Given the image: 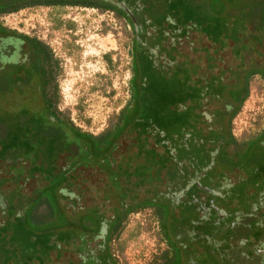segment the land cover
I'll list each match as a JSON object with an SVG mask.
<instances>
[{
	"label": "rangeland",
	"instance_id": "rangeland-1",
	"mask_svg": "<svg viewBox=\"0 0 264 264\" xmlns=\"http://www.w3.org/2000/svg\"><path fill=\"white\" fill-rule=\"evenodd\" d=\"M126 1L135 17L142 16L139 38L145 46L137 51L146 57L137 56L135 64L132 45L138 35L130 20L114 10L36 5L0 15V24L17 33L8 38L13 42L0 41V264H100L93 258L99 257V226L110 225L123 212L121 204L127 209L150 204L158 200L147 196L155 187L180 196L185 180L176 190L171 184L177 175L183 177L182 170L195 173L208 157L214 163L209 174H215L217 166L233 163L228 148L235 141L242 144L264 133V0ZM18 34L39 38L52 49L58 60L57 111L82 131L100 133L126 104L133 106L134 97L138 100L134 125L117 139L107 160L86 159L76 167L83 159L75 154L76 144L67 149L61 136L41 135L35 130L39 121L17 111L28 107L35 118L41 117L34 92L20 80L22 73L18 71L19 89L13 92L1 79L8 63L29 54ZM239 90L241 103L233 96ZM236 110L229 123L232 145L219 143L209 127H221L220 120L227 121ZM57 130L51 127L45 133ZM213 143L218 150L209 157ZM136 148L146 161L141 170L166 169L162 181H157V171L139 177L117 164ZM220 198L216 203L227 204L231 214L221 219L209 207L206 214L218 227L213 236L222 234L230 241L228 223L239 208L235 201L245 205L255 196L230 193ZM153 209L141 205L125 215L121 233L108 242L117 264L163 262L166 244ZM204 246L209 254L197 264H234L226 258V244L207 240ZM184 250L172 246L166 264H186ZM233 260L247 261L238 250Z\"/></svg>",
	"mask_w": 264,
	"mask_h": 264
},
{
	"label": "flooded vegetation",
	"instance_id": "flooded-vegetation-1",
	"mask_svg": "<svg viewBox=\"0 0 264 264\" xmlns=\"http://www.w3.org/2000/svg\"><path fill=\"white\" fill-rule=\"evenodd\" d=\"M108 1L116 5L117 8H119L118 10H114V11L123 14L130 20V23L133 26L135 34L138 35L137 37H134L133 40V45H132L133 59L136 53L139 58L140 56H142L143 58L146 57L145 54L146 52L137 51V48L139 49L140 46L142 45L145 46V41L139 38V33L141 30L140 21L142 19V16L140 18L137 16L135 17L136 15V13L134 12L135 10H131L126 0H121L122 1L121 3H119L120 0L119 1L108 0ZM32 6H36V5H32ZM44 6H56V5H44ZM58 6H73V5L58 4ZM11 34L14 35L17 33L9 30L2 31L0 33V41L4 38L8 40ZM17 37L19 38L18 42L23 44L24 49L26 48L29 54L26 55L23 60L21 59L19 61L8 63L7 66L4 68V70L5 69L18 70L20 73H22L20 74V76L25 78L24 76L26 74V71L30 69H32L34 72L37 73L40 71L41 61L39 59V56L33 55L34 53L32 52L33 50L32 45L29 43V40L23 38V36L19 34L17 35ZM12 39L13 38H10L8 41L13 42ZM37 39L41 40L39 38ZM41 41L44 42L43 40ZM40 81H41L40 77H38L37 79H30L29 81H26L25 86L30 91H33L34 88L41 87ZM243 90L246 89L244 88ZM243 90H239L236 94L233 95L234 98L239 99L240 103L242 102L241 101L242 98H240L239 94ZM237 110L233 111L232 113L230 112V114H228L226 117L227 121L224 122L222 119L220 120L217 117L210 118L212 119V121L213 120L222 121L220 124L221 127L215 128L212 127V125L211 127H209V129H212L215 132L216 141H218L219 143L227 142L229 145H232L231 144L233 143L231 141L232 138L228 134L229 125H230L229 123L231 122L232 118L235 116ZM225 129L227 131H225V133L221 135L223 133V130ZM201 134L206 136L205 133L204 134L201 133ZM260 137L263 138L264 133ZM260 137H258V139L257 137L255 139L249 138L248 140L245 141V143L242 144H239L238 142L235 141V143H233L234 146L233 147L231 146L232 147L231 149L228 148V150L231 153L233 163L229 166H221V165L217 166L215 170V174H209V169H214L213 168L214 163H210L208 157L207 159H205L203 165L200 167V169H198V171L194 173V171L190 170V172L193 174L190 177L188 176L190 174L189 171L186 172L185 170H182V172L180 173L183 175V177H180V175L179 177L178 175L177 177L175 176L177 181L175 182L174 185L171 184L172 189L176 190L180 185V183L185 180L183 183L184 187L182 188L184 189V191L180 196H175L173 191L170 189L161 190L157 187L151 189V191L149 189V192L147 191V193H151V195H147V196H152V197L157 196L158 200H153L150 204H143V203L136 205L132 204L131 209H127L125 207V204H121L120 205L121 212L122 211L123 212L118 214L117 218H121V220L123 221L128 211H135L137 210V207L141 205L144 206L147 205L149 207L154 208L153 210L154 213H156L159 228L163 234V238L166 244V248L162 253L163 262L161 264H166V262H168L166 260H168L169 256H171L172 246L173 247L176 246L178 248H181L183 246L185 249H187V251L184 250L186 251L184 256L185 263L197 264L198 259L203 258V255L206 256V254H209V251H206L204 246V243L207 240L211 242V244L212 242H215V244L218 246H221L222 244H226L225 246L226 249H224L226 258L234 264H264V149L263 150L255 149V145H258L260 147L264 146V142H263L264 138L260 140L261 139ZM225 145L227 147L229 146L227 144ZM252 148H254V150H251ZM217 150L218 148L216 143H213V145H211V147L207 150L208 152H210L209 157H211V155L215 157ZM199 156H200V160L202 161L201 154ZM192 157L194 158V156ZM123 159H125L124 162ZM194 159L198 161L197 157ZM134 161H137V163ZM117 164H119L120 167H125L126 172H128V169L132 168L131 170L135 175L136 172L141 170L140 168L141 165L146 164V161L145 160L143 161V159L141 158V152L137 151L136 148V150L131 154L127 153L126 156H123L122 160H119ZM144 168L146 169V166H144ZM150 171L158 172L157 181L159 182L163 180V176L161 175L164 172H166V169L163 168L158 171L157 169L154 170V168L152 167L150 168ZM217 171L219 172L217 173ZM122 174H124V172H121L119 174V180ZM136 174L139 177L143 176L140 171ZM146 175L148 174L146 173ZM228 178H230L229 183L227 180ZM155 180L156 178L153 179V182ZM223 180H226V182L225 181L223 182ZM153 182L152 181L146 182L144 184L153 183ZM223 183H226V185L225 184L222 185ZM192 188L193 191H190ZM168 190L172 192H169ZM234 191H235V195L233 193ZM230 193H232L233 196H253L254 193L255 198L252 200V202L245 203V205L235 201V203L239 204V208H234V210L232 211V216L230 217L228 223L229 226L228 228H230V230L232 231V233H230L229 235L231 239L229 241L228 238L223 239L222 234H219L221 236L219 238L213 236V230L215 229L217 231L218 227L213 226V223L208 220L206 213L208 212L207 207H209L210 210H212L213 213H215L216 216L220 217L221 219L231 214V210L230 208H228L227 204H224L223 202H221V204L216 203V200L222 199L220 197L229 196ZM130 195L131 194H129V196ZM185 196H194V200L190 198H188L189 200H187ZM166 206H168V208ZM110 225H107L106 228H103L102 224H100L99 226L98 229L99 231L97 232V234L101 238V243L99 246V255L105 256L106 254L104 250L106 246H108L107 244L109 242V241L106 242V240H108V235L109 232L111 231ZM208 229L212 231V236L209 234ZM239 230H243L242 236H240L241 233H239ZM250 238H252V240ZM237 250L239 255H241L242 258H245L247 260L245 261V263H239V260L238 261L233 260V252ZM221 253L222 251L220 252V254ZM225 255L221 254V257L222 256L225 257ZM93 258H95L96 262L99 260L98 256H93ZM239 258L240 256L238 257V259ZM99 263L117 264L115 260H111L110 258L108 259L105 258V260H101V262ZM96 264H98V262ZM200 264H210V263L201 262Z\"/></svg>",
	"mask_w": 264,
	"mask_h": 264
},
{
	"label": "trees",
	"instance_id": "trees-1",
	"mask_svg": "<svg viewBox=\"0 0 264 264\" xmlns=\"http://www.w3.org/2000/svg\"><path fill=\"white\" fill-rule=\"evenodd\" d=\"M58 4H69L73 6L100 8L101 10L111 11L119 9L116 5L112 4L108 0H0V15L16 12L17 10L26 6ZM6 30L7 29L0 24V33ZM19 35H22L23 38L29 40V43L32 45V52L34 53L33 55L39 56V59L41 61L40 71L38 73L30 69L26 71V74L24 76L25 78L21 76L20 79L23 82V85L25 86L26 81H29L30 79H37L38 77H40L41 87L33 89L35 97L33 96L32 98L37 101L38 106L35 105L37 108L36 111L38 110L39 116L41 117L35 118V115L31 113L28 107L21 106L19 109H17V111H20V114L24 112L23 114L25 115H31L33 117L31 118V120L39 121L38 125L35 127V130L41 135L45 137L61 136L62 139L67 140V149L71 144H76L79 150L75 154H78L81 159L83 156V159L79 160V163L76 165V167L78 165L80 166L87 160L88 163L93 162L92 160H94L95 162V158H100L99 162H104L105 159L107 160V157H109L110 154L116 148L117 139L121 137V134H123L124 131H127V129L131 127V124L134 125V121L136 120L138 113H140V107L137 103L138 100H136V98L134 97L133 101L135 102L133 103V106H130V103H128V105L126 104L125 107L120 111V113L115 117V121L100 133L94 135L82 131L78 127L74 126L72 122L63 120V118L60 116V113H58L57 111L56 104L59 98L57 97L58 93L56 84H54V79L58 69V60L53 56L51 48L46 43L42 42L41 40H38L36 37L30 38L29 36H25L23 34ZM136 57L137 53L134 56V64L135 62H137ZM142 65L147 64L143 63ZM15 73L17 75L13 76ZM1 75V79L7 82L8 89H11L12 92L19 89L15 85V81L16 79H18L17 77L19 75L18 70L5 69ZM133 78H136L135 74ZM136 93H138V91H136ZM20 109L23 111H21ZM37 116L38 115H36V117ZM51 127L56 128L58 130L50 134H46L45 132H47V130H49ZM102 154L103 157H101ZM139 171L143 176L146 173L149 175L150 168H148L147 172L143 170ZM117 180H119V177L117 178ZM115 219L116 220H114L110 225L111 231L109 232L108 240H106V242L110 241L111 239H116L123 229V221L121 220V218ZM109 249L110 248L106 246L104 250L106 252L105 256L99 255L98 259L100 262L101 260H105V258H110L111 260H114Z\"/></svg>",
	"mask_w": 264,
	"mask_h": 264
}]
</instances>
